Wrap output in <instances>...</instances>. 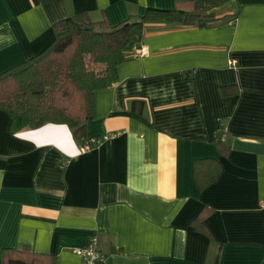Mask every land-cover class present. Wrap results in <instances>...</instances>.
<instances>
[{"label": "crops", "instance_id": "obj_1", "mask_svg": "<svg viewBox=\"0 0 264 264\" xmlns=\"http://www.w3.org/2000/svg\"><path fill=\"white\" fill-rule=\"evenodd\" d=\"M149 7L221 20L150 26L93 92L85 140L55 123L11 133L0 110V264L20 245L82 264L92 237L105 264H264V0H0V73L68 16L117 25ZM205 157L221 171L200 189Z\"/></svg>", "mask_w": 264, "mask_h": 264}, {"label": "trees", "instance_id": "obj_2", "mask_svg": "<svg viewBox=\"0 0 264 264\" xmlns=\"http://www.w3.org/2000/svg\"><path fill=\"white\" fill-rule=\"evenodd\" d=\"M220 20L197 7H149L142 15H130L117 25H111L106 18L93 21L85 12L56 22L54 40L46 49L0 73V110L10 117L9 132L46 123L65 124L75 138L85 140L93 92L115 80L116 66L131 56L129 47L138 45L150 26H206ZM228 90L229 86L223 87L225 95ZM217 145L220 154L228 153L229 145L223 139L219 138ZM220 171L217 158H197L193 162V174L200 189L213 183ZM1 261L54 264L55 255L37 253L29 245H20L2 248Z\"/></svg>", "mask_w": 264, "mask_h": 264}, {"label": "built area", "instance_id": "obj_3", "mask_svg": "<svg viewBox=\"0 0 264 264\" xmlns=\"http://www.w3.org/2000/svg\"><path fill=\"white\" fill-rule=\"evenodd\" d=\"M138 54H143L142 49H138ZM231 65L235 64V61L230 62ZM109 135L104 134L99 137H95L86 141L82 146V150H87L93 146L100 144L101 142L109 139ZM75 252L78 253L82 258V264H105L106 257L103 253L100 243L97 238L92 237L88 240L86 247L83 249H75Z\"/></svg>", "mask_w": 264, "mask_h": 264}]
</instances>
